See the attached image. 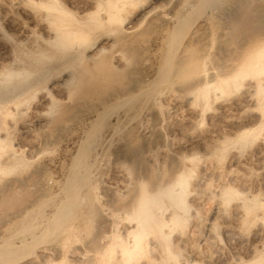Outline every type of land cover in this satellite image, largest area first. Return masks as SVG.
Returning <instances> with one entry per match:
<instances>
[{
    "label": "rangeland",
    "instance_id": "374dc122",
    "mask_svg": "<svg viewBox=\"0 0 264 264\" xmlns=\"http://www.w3.org/2000/svg\"><path fill=\"white\" fill-rule=\"evenodd\" d=\"M146 1V4L154 2L158 9L150 16L137 17V11L129 18L135 24L134 34L131 33L135 38V52L122 57L128 66L124 67L126 77L120 84L130 89L136 83V87L120 98L106 100V96L102 105L96 102V95H90L92 99L86 108L83 104L65 102V94L55 90L51 96L56 106L43 103L42 93L32 95V89L20 95L30 86L49 89L59 77L50 70L18 84L20 89L14 83L9 87L0 84V102L22 101L0 134L3 138L0 144V264H120L118 251L123 231L131 224L124 220L123 211L120 213L116 205L129 198L121 187L133 176L131 164L121 152L127 147L141 148L142 159L161 168L180 155H177L180 152L177 144L197 140L206 148L183 151L189 159L186 169L191 170L186 172L189 185L185 196L188 211L185 234L173 235L166 241L151 235L141 241L140 255L130 264H187L188 261L249 264L256 260L253 250H259L264 243V227L259 223L264 218V208L260 205L264 197V144L261 150L258 141L239 139L241 126L238 128L237 124L252 110L257 121L249 127L257 131L264 122V93L256 88L260 74L264 73L261 72L264 69V0H171L169 4L162 0ZM2 2L7 8L0 7L3 28L0 67L11 71L33 70L35 67L26 59L24 46L18 45L17 39L25 35L19 29L24 26L30 30L31 38L38 41L36 44L42 46L39 30L32 27L26 12L9 1ZM174 5L180 6L178 12ZM230 6L233 12L240 7L247 10L250 30L236 34L231 31L224 16ZM176 15L178 24L174 28L173 21L164 17ZM245 49L251 58L241 70L242 85L233 91L229 81L222 93L225 102L217 98L220 93L215 86L206 91L208 101L201 90L188 93L177 90L195 78L190 74L188 79H179L173 73L181 57L186 60L203 55L204 63L197 73L215 71L218 66L238 62ZM93 51L88 46L81 50V55ZM167 59L172 60V71L163 78ZM248 82L253 86L250 91L247 89L250 98L255 97L250 101L243 98ZM103 91L101 94L106 95V90ZM213 94L218 101H213ZM231 97L239 99L235 102ZM225 104L228 110H224ZM68 106L71 110L67 113H56ZM50 115L54 122L47 123ZM26 121L31 125L24 132L22 125ZM230 124L235 126L228 127ZM213 146L219 149L212 152ZM11 153L17 155L16 160L8 159ZM78 166L87 168L89 174L85 185L78 190L79 195L71 202L66 194ZM220 188L225 192L224 198L220 195L221 199ZM254 195H257L256 201L251 199ZM113 200L116 205L111 203ZM238 206L241 207L235 208ZM147 247H152V251Z\"/></svg>",
    "mask_w": 264,
    "mask_h": 264
},
{
    "label": "bare ground",
    "instance_id": "6f19581e",
    "mask_svg": "<svg viewBox=\"0 0 264 264\" xmlns=\"http://www.w3.org/2000/svg\"><path fill=\"white\" fill-rule=\"evenodd\" d=\"M6 1H9V3L13 4L15 8H20L23 10V12H26V14L28 15V20H30L33 24L32 27L39 30L40 41L43 47L36 44V42L38 41H36L34 38L33 39L31 38V35L28 34L30 33V30L28 28H25L24 26L19 28L22 31L20 32L21 33L24 32L25 35L22 34L20 36L21 38L19 37L18 39L17 38L15 39H17L18 41V45L24 46L23 48L25 49L24 54L26 55V59L28 61L30 60V63L35 68L30 71H28L25 68L11 71V70H4L2 67H0V77L3 78V80H0V84L9 87L10 84L14 83L15 84L14 86L17 87L19 86L18 84L20 83L25 84V82H27L28 79H30L31 77H35L36 75H39L42 71L45 72L49 70L55 71L57 73V76L59 77L57 80L51 83L49 89L47 88L44 89L42 87L44 90L43 89L41 90V88H37V86L36 87L30 86L24 91H21L22 93H20V95L32 89V95L42 93L41 98L43 100V103L47 102L48 105L49 104L51 105V104H55L54 99L51 96V91L55 90L57 92L65 94V102H68L69 104H73V105L74 103L83 104L85 105L86 108H87L86 104L92 99L90 95L93 96L96 95V99H98V101L96 100V102L103 105L104 98L106 96H107L106 100L110 97L118 99L124 94V92L127 93V91L131 90L132 88L134 89V87H136V83L131 85L130 89L125 88L120 84L121 80L124 77H126V74L123 72L124 67L126 68L128 66V65L125 66V62L122 61V57L125 53L132 54L133 52H135V49L133 48L135 38H133L134 36H131V33L135 29V24L129 22L130 21L129 18L134 12L136 13L137 11H138L137 17L153 15L154 13H156L158 9V7L155 6L154 2H149L148 4H146L147 2L146 0H76V3L74 4V0H6ZM162 1L165 4H169L171 0H162ZM1 6L3 5L0 4V7ZM173 7L174 9H176L177 5L176 7L175 5ZM2 8L5 7L3 6ZM179 8L177 7V12ZM182 9H184L183 6H181L180 10L182 11ZM226 10L227 11L225 12L224 16L226 18L227 23H229L231 25L230 27H232L231 31L233 30V32H235L236 34L237 31L242 33L243 30L245 29L248 30L250 28L249 25L251 18H250V14H248L245 8L243 9L242 7H240L238 10L236 8L237 10V11L235 10L236 14L235 12H233L234 10L232 6H230V8L228 9L226 8ZM164 18L165 20L168 19L173 21L174 28L177 26L178 15H176L174 18H172V16H170L169 18L165 16ZM1 29L3 28L0 27V31H2ZM195 44H197L196 41ZM88 46L91 47V49H93L94 51L89 54L81 55V50H83ZM115 47H119L120 49L118 51H114L113 49ZM249 55H250L249 50L245 49L242 52V54H240V58L238 59V62L234 64L230 63V64H224L218 66L216 67L215 71H206V72L199 71L198 73H197V69H200L202 67L201 65H203L204 63V59H205L204 56L200 54L199 56L195 55L196 57L191 59L188 58L189 60L188 59L185 60V57L183 56V58L182 57L180 58L182 60L179 59L177 64L174 62L176 66L174 67L173 73L177 77H179V79L183 78L185 80V77H187L186 79H188L190 74H192V76L195 75L194 76L195 78L192 77L191 79L193 78L194 79L190 83L188 84H186L187 82L184 83L182 86L178 87L177 90L182 93L184 92L186 93L187 91L193 92V90L196 89L198 91L201 90L203 93L205 92L204 96H205V100H207V96H206L208 95L206 94L207 89L212 86H215V88L219 90L218 93H220L219 97L217 98L219 99L221 98L220 100H222V102H225L226 100L224 101L223 99L226 98H224V96L222 95L224 91L223 89L228 88L229 81L231 82L233 91L234 88L237 89L239 88L240 85H242L240 83L243 82L242 79L240 78L241 70L243 67L248 65L249 63L248 61L251 58ZM257 55L258 58H260L261 51L257 52ZM167 60L168 61L164 69V73L162 71L164 75L162 76L163 78L172 71V70L170 71L172 60L171 59H167ZM122 62L124 63V65L120 66V64H123ZM74 64L75 65L77 64V66H74ZM44 66L45 67L48 66V69L45 70ZM261 72H264V69H262ZM260 77L261 79L257 83L256 88L264 93V73H261ZM163 78L160 79L163 80ZM136 80L138 81V79ZM38 81L39 80L37 79V82ZM181 82H183V80ZM250 83L248 82V84L245 85L246 91L245 92L242 91L244 93L243 98H246L247 101L248 100L250 101L252 98V97L250 98V95L248 93L249 88L253 87L251 86L252 83L251 84ZM139 84L137 88H140ZM18 88L20 89L21 87H17V89ZM103 90H106V95L101 94ZM213 96H214L213 101L219 100L216 98L217 96L216 94L215 95L213 94ZM252 99H255V97H253ZM15 100L6 99L0 102V134L2 132L1 130L3 129L6 130V128H4L5 126H7L5 122L9 121L11 115L14 114V111L18 109L19 106L22 105V101L19 100L15 101ZM237 100H235V102ZM254 101H252V103ZM222 102L219 103V105L222 104ZM232 104L235 103H231L229 105ZM54 106H56V104ZM233 107L234 106H232V108ZM69 108L70 106L64 107L62 109H58L56 113L59 114L67 113L68 111L71 110ZM216 108L219 109V107ZM226 108L228 110L227 106L225 107L224 110H226ZM252 111L248 113L246 118H244L245 117L244 114L243 117L244 119L242 121H239L241 122L240 124H237V126L238 125L241 126L240 128L238 126L239 128L238 131H240L239 132L240 134L238 135H239V139L240 137L244 138V141L247 138L251 139L252 143H254L253 141L255 140L258 141L257 143L259 144L261 149L262 147L261 145L264 144V138H263L264 122L261 123L259 130L257 129L256 131V129L252 128L253 124L257 121V120L254 121V115ZM245 113L247 114V112ZM53 118L54 117L51 116L49 119L46 120V122L47 123L54 122ZM242 122L244 125H241ZM235 123H237V121L236 122L234 121V124ZM231 124L228 125V127H231ZM30 125L31 124L27 123L26 121L22 125L23 126L22 130L24 132H27L29 130ZM250 125H252L251 128L249 127ZM238 128H236V130ZM195 139L197 140V138ZM2 141L3 138H1L0 135V144L2 143ZM201 142L197 140L194 143L185 141L177 144L176 149L180 152L182 151L181 152L182 154L179 152L177 154V155L180 154L179 156L169 160L165 165L163 164L164 166L161 168H156L155 167L156 165L154 166L153 164L151 163L149 164L146 161H144L142 159V152H141V150L143 149L141 148L127 147V149L123 150L122 152L119 150L121 152V155H123V158L128 160L129 163L131 164L130 168H132V175H133L132 177L130 176L131 178L127 179V181L125 180L126 181L125 184H123L121 187L124 193L125 192L128 193L129 198L128 199L126 198L124 200L125 202L123 201V203L119 205H116L115 200H113L114 202H111V203H115L114 205H116V208L118 206V210H120L119 211L120 213H122L123 211L122 215L124 214L123 216L125 218L124 220H127L128 223L131 224L130 227L128 226L129 225L128 224L127 226L129 228L123 231L124 238L121 240L122 245L118 251L119 252L118 255L120 257L119 259L120 264H130L135 257H138L141 251V245H142L141 241L143 240L146 241V239H149L151 235L155 234L160 238L165 239L166 241V240H170L173 235L182 236L185 234L184 231L185 229L184 225L186 224L185 215L188 212L186 210L187 205H185V196L189 185L188 184L189 177L186 175V172L189 168L186 169L187 167L185 164L187 161H189V159L186 156L187 154L186 155L185 153L183 154V151L184 150L189 151L190 148L191 149L196 148L197 150L205 149L206 145L204 143H202L203 144L202 145ZM257 143L253 145H257ZM253 145L252 147H254ZM217 146H219V143ZM217 146H215L216 148L213 146L214 148L212 149V152H214V149L216 150L219 149V147H221V146L219 147ZM239 147L240 146H238L237 149H241ZM224 149L225 148H223V151ZM258 150L259 149L257 148V151ZM15 157H17V155L15 153H11L8 156V159L16 160L17 158L14 159ZM153 163L155 164L154 161ZM160 166H162V164ZM88 174H89V170L87 168H83L81 166H78L76 168V171L74 172V176H72L73 178L71 184L70 183L68 184L69 185L67 189L68 193L66 195L69 201L72 202L77 197V195H79L78 190H81L82 187L85 185L86 179H88L87 178ZM201 175L203 176V172H201ZM197 185L200 184L197 183ZM192 187L196 188L194 184L192 185ZM224 188L226 189V187ZM108 189L111 191L114 190V189H110L109 187ZM223 189L220 188V194L218 193L219 197L220 195L221 196L223 195L222 198H224V194H225V192H223ZM262 196L263 194L261 195V197ZM251 199L252 201H256L257 195L251 196ZM260 205L261 207L264 208V197L261 199ZM240 207L241 206L235 208L238 209ZM67 208L66 210H68ZM68 211L70 212V210ZM59 214H62V211ZM180 214H183V216ZM113 221H116V219ZM259 223L264 227V218ZM160 238L158 239L160 240ZM147 249L152 251L151 250L152 247H147ZM253 252L256 253L257 255L256 260H254L253 262L250 261L249 264H264V243L261 245V248L259 250H253ZM174 258H175L174 256L172 255L170 256V259L174 260ZM187 264H195V262L188 261Z\"/></svg>",
    "mask_w": 264,
    "mask_h": 264
}]
</instances>
